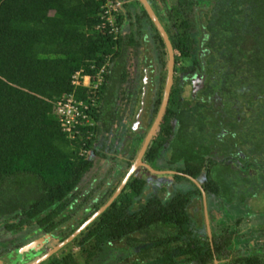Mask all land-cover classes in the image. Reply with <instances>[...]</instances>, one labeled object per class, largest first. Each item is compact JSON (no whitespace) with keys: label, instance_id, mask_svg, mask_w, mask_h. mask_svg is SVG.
<instances>
[{"label":"trees","instance_id":"1","mask_svg":"<svg viewBox=\"0 0 264 264\" xmlns=\"http://www.w3.org/2000/svg\"><path fill=\"white\" fill-rule=\"evenodd\" d=\"M103 1L0 0V228L17 232L36 224L51 232L60 223L55 218L63 201L92 167L91 158L77 155L79 143L69 142L60 132L53 108L58 98L72 92L76 99H86V89L73 91L71 75L82 70L93 79L107 58L112 63V83L123 80L129 49L135 50L136 42L131 31L120 29L113 40L105 31L95 30ZM147 1L156 8L154 0ZM126 13L130 18L132 12ZM133 15L137 24L142 17L149 22L143 10ZM197 17L186 0H179L158 20L177 58L195 52L197 44L191 34L202 25L198 38L205 65L213 63L218 74L214 81L226 87L222 93L229 104L231 139L246 150L250 165L264 166V160L252 156L264 151V0H211L209 11ZM118 21L121 25L122 17ZM153 40L164 56L156 33ZM108 80L110 75L105 74L96 98L106 99ZM173 101L176 109L178 102ZM105 107L111 109L109 101ZM91 116L98 119L95 110ZM170 135V126H162L150 152L162 148ZM201 156L196 153L186 169L193 179L203 166H220L215 159ZM213 172L201 176V185L215 195V184L223 181L212 179L220 177ZM143 185L144 181L129 177L111 203L62 246L65 251L52 253L38 264H89L104 243L121 240L128 248H139L134 254L138 264H180L172 257L173 251L185 264H212L213 259L264 264V259L255 256L232 254L233 231L212 234L210 244L207 238L192 236L188 195L176 194L165 202L149 198L128 212ZM100 207H94L90 217ZM72 246L77 247L75 254L69 252Z\"/></svg>","mask_w":264,"mask_h":264},{"label":"flooded vegetation","instance_id":"2","mask_svg":"<svg viewBox=\"0 0 264 264\" xmlns=\"http://www.w3.org/2000/svg\"><path fill=\"white\" fill-rule=\"evenodd\" d=\"M154 1L156 4V8H151L148 1L146 0L158 23L165 32L158 18L160 16H164L165 12L169 11L174 5L177 4L179 0H176L170 6H166L163 0ZM204 1L206 2L205 7L198 5L197 8H195L196 11H194V8L189 5L188 0H186V5L192 8L195 16L200 17L202 13H207L211 6V0ZM112 3L115 6L114 25L117 29L115 39L117 38L120 29L124 33L131 31L135 39L134 41L136 42V49H129L123 80H118V78L117 81L112 83V63L107 65V71L105 74L110 75V80H108L105 84L106 99H96L94 110L98 115V119H93L92 126L90 127V133L85 142L86 152L81 157L83 159L91 158L93 162L92 167L83 175L80 183L75 188V190L70 193V195H68L67 198L63 201V208L59 212L58 217L55 218V221H60V223L54 228V230H52L51 232H45L36 224L21 227L20 231H22L25 227L28 228L33 226L35 227L33 229L39 230L42 234L35 238L32 242H30V248L28 247V244H24L1 255L0 261L8 255L18 253L17 257L7 264H32L40 257L58 246L66 238H68L86 219L90 217V215L95 211L94 207H100L101 205H103L118 188L119 185H116L115 188H113L114 191L112 193V186L115 184L117 177L122 174L120 178L121 181L133 165L139 148L143 140L149 133V130L154 122L156 112L161 102L166 75V53L164 56L160 55V49L153 40L154 34L156 33L158 36L159 34L138 0H115L112 1ZM141 10L144 11L149 22H147L146 19L142 17L141 23L137 24L134 22L133 14H140ZM127 11L132 12L130 18L126 13ZM120 17H122L121 25L118 21ZM128 23H131V26L129 28L126 27V24ZM194 32L196 33L195 36H193ZM199 32H203V27L201 24L196 26V29L192 32L191 36L195 38L197 48L198 46H200L201 50L202 42H199ZM141 34L147 37L148 44L151 49L156 52L155 54L158 59L161 75H158L157 84L155 87H153L152 66L149 63L150 57L145 56L141 53V46L139 42V37ZM197 48L195 52L197 51ZM201 52L203 51L201 50ZM204 55L201 58L202 66L199 67V69H197V72L190 77L189 90L191 89L192 96L190 98L191 100H193V102L188 104L187 108L183 107V102L180 99V96H178L181 93L180 90H174L173 92H170L169 87L166 105L164 107V111L160 118V121L152 132L147 146L140 156L137 166L133 169L129 177H134L136 179L144 181L143 189L145 188V186L150 184L156 183L162 185L169 182H172L175 185L185 184L189 186L188 190H185L183 192H175L171 197L167 199L156 196L150 198H158L161 201L165 202L170 200L176 194H184L188 195L189 205L193 197H199L203 206L204 223L210 224L211 218L213 216L209 212V204L211 202L212 204H216L217 202L221 203L225 209V213H222V216H226L228 219L230 218L232 220L231 222L233 228L230 230L224 227L217 229L214 232L211 231L208 233L205 231L206 233L203 238L199 239L192 234L191 218L187 212V205L186 212L190 219V230L192 236H194L198 240H204L205 238H207L210 244L212 234H216L217 232L222 230H226L228 232L233 231L235 235L233 236L231 244L232 254L245 257L255 256L262 260L264 259V252L260 255H258L257 253H251L248 255H242L238 253V248L234 245L233 240L238 235L237 224L239 222V218L237 215L244 212L242 206L243 201L253 198L256 194L261 195V192H264V166L250 165V159L247 155L246 150L243 147L237 145L236 141H233V139H231L232 135L229 134L228 125L229 104L227 102L225 93H222V91H226V87L220 88L219 86H217V83L216 81H214V79L218 77V74L214 69L213 63H210L208 67L205 65ZM190 57L177 58L173 55L171 81L173 75L177 70L178 61L182 59H188ZM138 69L143 75L146 76L145 78L141 79V94L147 101L151 102L150 112L141 121L138 119V115H134L133 112H131L129 117H125L123 114V107H121V105L119 104V94L117 95L115 93H112V86H114V88H116L120 95L125 96L124 98L127 101L128 92L130 91V87L132 86L134 77L138 72ZM206 78H210L214 82V86L210 89H208L209 87H207V83H205ZM146 80H149L150 83L149 90H147L146 86L144 85V82ZM207 89L209 90V92H206ZM215 95L216 98L221 101V104L219 106H213V104L210 102L213 96L215 97ZM174 98H176V101L178 102V107H176V109L173 108ZM105 101H109V106L111 108L109 111H107L105 107ZM133 101L134 107L136 106V109H138L139 106L137 96L134 97ZM195 105H198L199 107L195 109ZM193 106V109H195L194 111H196L197 118L196 121L192 124L191 107ZM132 115L133 120L131 118ZM165 125H169L171 128V135L169 136L168 142L163 145L162 148H160L157 152L151 153L150 151L153 145V138L159 132L160 128ZM218 135L224 136L223 140H218ZM118 138L120 139L119 142ZM230 141L235 143V147L237 146V148L233 150L227 149V151L224 152L225 146L227 147ZM198 152H200L203 159H215L220 163V166L214 168L203 166L200 168V175L196 179H193L188 176V174L186 173V169L191 164L194 155ZM252 156L256 160L260 159L255 152H253ZM157 161H162L161 165L164 167L163 170H154L150 167ZM222 165L228 167H223ZM212 170H214L216 174L219 173L220 175V177L216 179L213 177L212 179H214L215 181H223V183L221 184H215V186L218 187V193L215 195L205 192L201 185V183L203 182V178L201 176L207 171L209 172V174L211 173V175L214 174V172L212 173ZM142 171L145 172V175L139 177L138 175ZM176 177L182 179L180 180ZM247 187H252L253 191H246ZM255 187H258L259 189H255ZM162 190L164 191L163 187ZM196 190H198V193L196 192ZM73 195L78 197V199L76 200V205L78 206L76 210L78 213V223L75 227L71 224V221L66 218V216H60V213H62L64 209V202ZM133 203L134 200L128 212L137 209L136 208L132 210ZM231 207H235L236 209L239 208L240 211L237 209L238 211H236L235 214H230L228 213L227 209ZM259 214L261 213H257L254 216H259ZM60 227L70 228L68 229L67 233L62 236L60 233H58ZM5 231L10 232L12 236L20 232L7 230ZM56 235H58V242L55 244V246H53L44 254L40 253V250L43 249V247L41 246L43 245L45 236L53 238ZM107 244H112V242L104 243L101 246L99 253L92 259V261H90L89 264H91L97 257H99L103 246ZM62 249L64 250V248L61 247L55 250L53 253H56ZM69 252L71 254H75L77 252V247H70ZM227 260L216 261L215 259H213L212 264H228ZM78 264L84 263L82 261H79Z\"/></svg>","mask_w":264,"mask_h":264},{"label":"rangeland","instance_id":"3","mask_svg":"<svg viewBox=\"0 0 264 264\" xmlns=\"http://www.w3.org/2000/svg\"><path fill=\"white\" fill-rule=\"evenodd\" d=\"M163 1L166 6H170L176 0ZM188 3L192 8H194V11H196L195 8H197L198 5H201L203 7H205L206 5V2L204 0H188ZM195 35L196 33L194 32L193 36ZM139 42L141 46V53L145 56L150 57L149 63L152 66V80L154 85L153 87H155L157 84V77L158 75H161L158 59L155 54L156 52L149 46L148 39L145 35H140ZM203 55L204 53L201 52L200 46H198L197 51L190 58L178 61L177 70L173 75L171 81L170 92H173L174 90H180L181 93L178 96H180V99L183 102V107L187 108V105L193 102V100H191L190 98L192 96L191 89L189 90L190 77L197 72V69H199V67L202 66L201 58ZM109 64L110 63L106 59V66L103 70L102 79L107 71V65ZM145 77L146 76L143 75L138 69V72L134 77L132 86L130 87V91L128 92L127 101L124 98L125 96L120 95L116 88L112 86V93H115L117 95L119 94V104L121 105V107H123V114L125 117H129L131 112H133L134 115H138L137 117L141 121L150 112L151 102L147 101L144 98L140 90L141 79ZM205 83H207V87H209L208 89L214 86V82L210 78H206ZM208 89L206 92H209ZM135 96H137L138 100V109H136V106L134 107L133 99ZM210 102L213 104V106H219L221 104V101L214 96ZM198 107V105H195V109H197ZM193 108L194 106L191 107L192 124L196 121L197 118L196 111H194L195 109ZM131 118L133 120V115ZM223 138L224 136L218 135V140H223ZM120 139L118 138V142ZM228 146V148L225 146L224 152H226L227 149L233 150L237 148V146L235 147V143L231 141ZM255 153L259 156L260 159L264 160V151L259 150ZM161 164L162 161H157L150 167L154 170H163L164 167ZM143 175H145L144 171H142L138 176L140 177ZM162 187L164 188V191L162 190ZM256 188L259 189L258 187H255V189ZM188 189L189 186L185 184L175 185L172 182L162 185L156 183L147 185L143 189V192L136 199H134L132 210L136 209L140 204H142L146 199L150 197L156 196L167 199L171 197L175 192H183ZM246 191L252 192L253 188L247 187ZM77 199L78 197L75 195L68 198L64 202V209L62 213H60V216H66V218L71 221V224L74 225V227L78 223V213L76 211L78 207L76 205ZM242 206L244 212L237 215L239 218V222L237 224L238 235L233 240L234 245L238 248L237 252L242 255H248L251 253H257L258 255H260L264 252V192H261V195L256 194L253 198L244 200ZM208 209L210 214L213 215L210 224L204 223L203 206L199 197H193L187 207V212L191 218L192 234L195 237L202 239L206 232H214L217 229L224 227L230 230L233 228L231 222L232 220L230 218L228 219L226 216H222V213H225V209L221 203L217 202L216 204H212L211 202ZM237 209L240 211L239 208ZM237 209L235 207H231L228 208L227 211L230 214H235L236 211H238ZM255 213L261 214H259V216H254L256 215ZM33 228L35 227H25L22 231L14 236H12L10 232H6L3 228H0V256L19 247L20 245H29L30 242H32L35 238L42 234L39 230H35ZM69 228L70 227H60L58 233L63 236L65 233H67ZM57 242L58 235L53 238L45 236V240L43 242V245L41 246L43 247V249L40 250V253L44 254L45 252L49 251L53 246H55ZM28 247L30 248V245ZM144 247H147V245H144L142 248ZM137 250H139V248H128L123 240L116 243L107 244L103 246L99 257H97L91 264H138V261L134 255ZM172 257L177 263L185 264L182 261L183 257L179 256L175 251L172 252Z\"/></svg>","mask_w":264,"mask_h":264},{"label":"built area","instance_id":"4","mask_svg":"<svg viewBox=\"0 0 264 264\" xmlns=\"http://www.w3.org/2000/svg\"><path fill=\"white\" fill-rule=\"evenodd\" d=\"M115 6L111 0H104L98 13V24L95 30L105 31L115 39L117 29L114 25ZM108 59V58H107ZM106 62L94 75L83 74L82 70L74 72L70 77L73 91L80 87L86 89V99H76L72 93L65 94L54 102L53 115L59 130L69 142H78L77 155L82 157L86 152L85 142L90 133L93 118L92 111L96 105V94L102 84V74Z\"/></svg>","mask_w":264,"mask_h":264},{"label":"water","instance_id":"5","mask_svg":"<svg viewBox=\"0 0 264 264\" xmlns=\"http://www.w3.org/2000/svg\"><path fill=\"white\" fill-rule=\"evenodd\" d=\"M138 1L141 4L142 8L144 9L145 13L147 14L148 18L152 22L153 26L157 30V32L161 38V41L163 43L165 53H166V75H165V80H164L161 102H160L158 110L156 112L154 122H153V124L149 130V133L147 134V136L145 137V139L143 140V142L139 148V151L135 157L133 165L128 170V172L125 174V176L121 180L118 188L115 190V192L112 194V196L88 220H86L84 223H82L68 238H66L58 246H56L54 249H52L47 254L40 257L38 260H36L32 264L40 263L45 258H47L49 255H51L55 250L61 248L66 243L71 241L75 236H77L93 219H95L111 203V201L114 199V197L122 189L124 183L126 182L127 178L129 177V175L131 174L133 169L137 166V163L139 162L140 156L142 155L144 149L146 148L147 143L149 141V138H150L152 132L154 131V129L156 128V126H157L158 122L160 121V118L163 114L164 107L166 105V101H167V97H168V91H169L170 83H171L173 55H172L170 43L168 42L167 36H166L165 32L163 31L162 27L160 26V24L158 23L156 17L154 16V14H153L151 8L149 7V5L147 4L146 0H138ZM144 85L146 86L147 90L150 89L149 80H146L144 82ZM17 255H18V253H13L12 255L6 256L3 260L0 261V264H7L10 261H13L17 257Z\"/></svg>","mask_w":264,"mask_h":264}]
</instances>
